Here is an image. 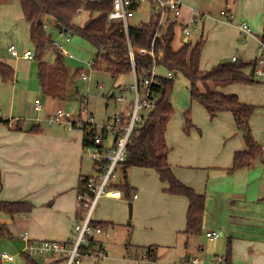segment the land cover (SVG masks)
<instances>
[{"label": "crops", "instance_id": "1", "mask_svg": "<svg viewBox=\"0 0 264 264\" xmlns=\"http://www.w3.org/2000/svg\"><path fill=\"white\" fill-rule=\"evenodd\" d=\"M221 3L225 5L222 13L219 11ZM191 9L209 14L200 32L192 33L199 35L198 38L202 39L204 34L209 37L212 34L225 35L232 28L240 34L242 51L249 59L245 61H252L260 53L264 0H183V12L176 23L180 33V25L187 20ZM216 11L222 16L216 15ZM83 14L88 17L83 10L77 18ZM241 21L248 23L251 34L239 29ZM55 29L54 34H62ZM181 34L182 44L191 43L190 35L183 38ZM65 40L68 41L67 37ZM237 57L243 60L242 55ZM219 61H231V57L225 56V60L220 58ZM244 71L248 73L250 66ZM16 76H19L18 68ZM27 79L29 77H14L9 82L0 81V200L31 204L29 210H0V239L4 241V252H12L11 261L0 259V264H13L15 254L22 256L27 264V255L23 251L27 241H70L72 227L81 215L77 208L80 179L98 170L84 146V129L79 123L81 115H71L70 121L50 123L47 120L49 115L58 107L64 109L65 98L59 100L42 93L38 77V88L29 93L25 90L26 82H22ZM219 89L236 93L241 102L255 105L249 123L252 136L263 154L249 166L230 170L234 154L247 150L242 132L230 112L211 118L213 120L205 124L199 134L195 133L194 126L188 131L183 130L184 134L181 133L178 140L168 146V163L177 180L204 195L201 229L199 233L185 235L187 197L168 192L167 182L161 181L153 169L137 167L142 168L140 174L154 171L152 187L133 178L125 181L131 190L145 196L143 203L148 206L153 200L161 201L153 207L161 212L156 218L159 221L152 225L135 223V211L140 208L142 200L139 193L134 198L136 192L132 194L131 191L129 196L124 191L120 197L101 196L92 214L93 220L110 224L109 235L115 233L117 219L125 220L132 235L138 229L145 232L142 240L137 242L143 246L131 244L130 237L129 242L126 241L131 249L125 248L128 256L125 262L136 264L134 258L151 246L155 256L164 262H181L196 257L201 264H206V258L212 257L211 264H214V259L226 257L230 245L231 264H264V80L232 83ZM39 92L43 105L41 110H35L33 102L36 97H32ZM110 96L115 98L116 95L111 93ZM106 139L107 135L103 137L104 145L109 144ZM120 173L113 184L122 182ZM156 178L160 183H156ZM125 203H131L129 215L133 208V223L126 220ZM24 231L28 232V240L22 238ZM208 231H217L219 236L210 239L206 235ZM101 233L95 236L100 238ZM28 258L36 264H64L59 255L37 254ZM85 260L89 264L88 259Z\"/></svg>", "mask_w": 264, "mask_h": 264}, {"label": "trees", "instance_id": "2", "mask_svg": "<svg viewBox=\"0 0 264 264\" xmlns=\"http://www.w3.org/2000/svg\"><path fill=\"white\" fill-rule=\"evenodd\" d=\"M17 1L21 6L23 18L29 23V38L34 46L33 59L37 62V74L42 93L63 100L67 86L73 81L68 68L62 62L60 50L53 45L48 34L47 25L50 22L54 26L56 24L61 26L58 32L78 35L96 49V57L92 59V69L99 68L102 63L104 70L110 73L113 78L132 73L139 81L146 74L152 57L148 54L136 53L134 65H132L127 50L129 41L136 47L152 48L158 64L172 72H181L189 82L191 101L202 105L210 118H214L222 112L232 114L237 128L242 132L247 150L234 154L231 171L249 166L254 159L263 154L261 147L252 136L249 123L256 108L255 105L241 102L236 93L223 92L219 89L220 86L232 83L260 81L254 79L253 76V64L256 57L250 62L237 57L235 61L219 62L208 70H202L199 66L202 40L199 39L194 43L185 42L178 49H174L172 47L176 25L174 22L163 30L159 29V35H156L157 20L155 18H151L150 23L141 22L134 26L129 25L127 30L123 28V24L119 20L108 22L107 13L111 9L112 0H93L85 3L83 0ZM81 9L88 13V17L83 24L77 25L75 18L80 15ZM67 39L69 40V37ZM259 40L264 42V25ZM49 47L56 50L54 63H48L42 59V54ZM160 50L162 55L158 56L157 53ZM247 65L250 66L248 73L244 71ZM81 72L83 70H79V76ZM13 79L14 69L12 66L0 60V81L9 82ZM171 82L172 78H162L161 85L154 88L160 92V99L156 107L149 111L147 117L140 123L137 128V136L128 145L125 160L119 167V173L120 170L122 172V182L112 184L111 187L120 190V192L124 191L129 196L131 189L125 181L127 169L131 167L153 169L161 181L167 182L166 190L168 192L187 197L188 208L184 233L188 236L199 233L201 229L205 197L177 180L168 163L169 147L165 141V131L174 115V110L168 99ZM125 90L129 91V88L125 87L120 94H124ZM185 117L184 131H188L193 125L188 112ZM81 127L84 129V146L87 148L91 144L92 136L98 132L95 127L92 128L86 124ZM86 130L88 131L86 132ZM105 133L102 131L101 136H106ZM101 163V160L94 161L96 166ZM98 170L100 169L98 168ZM84 178L80 179L78 191L86 189ZM30 208L31 204L25 201L0 200V210L17 212ZM79 212L81 214L82 210L79 209ZM91 223L94 228H100L101 232L108 233L110 225L108 222L92 220ZM99 248H102V240L94 235L80 249L83 252L91 253ZM125 248L131 249L128 244L125 245ZM143 252L156 257L154 247L148 246ZM28 257L27 264H36L33 259ZM60 258L64 261L63 256ZM224 260L226 264H231L230 245H228Z\"/></svg>", "mask_w": 264, "mask_h": 264}, {"label": "rangeland", "instance_id": "3", "mask_svg": "<svg viewBox=\"0 0 264 264\" xmlns=\"http://www.w3.org/2000/svg\"><path fill=\"white\" fill-rule=\"evenodd\" d=\"M224 7V3H221V8L220 10L218 9L220 13L225 10ZM219 11L215 12L216 15L222 16ZM149 17V4L148 2H145L141 8L135 10L134 16L128 19V23L130 26H134L141 22H147ZM86 19V15L83 14L79 18H75V23L77 25H81ZM48 23L49 21L47 24ZM178 27L179 25H176L174 30L175 35L172 42V47L174 49H178L182 45L180 40L182 32L180 33ZM47 28L51 40L59 42L64 50L73 56L69 57L65 54L62 55V62L68 68L71 80H73L72 83L67 86L65 92V111L75 117L78 114L81 115L79 122L87 120L89 117L87 114L91 113L92 123L97 126L103 125L108 117L118 113L128 104L127 102H117L115 98L110 96V94L114 93V95H118L119 93H122V90L125 87L129 88V86L134 82L133 74L130 73L113 78L110 73L104 70V65L102 63H100L99 68L90 69L87 62L95 59L96 49L88 41L78 35H71L69 32L54 34L56 29L52 22L47 25ZM66 37H69L68 41L65 40ZM198 37L200 36L197 34H190L191 43L197 41ZM199 39L200 38H198V40ZM201 40L203 45L199 66L202 70H208L217 63L224 62L219 60L220 58L225 60V56L231 57L236 54L242 55L243 61L249 60L248 56L242 51L240 34L235 33V30L232 28L227 30L225 35L221 36L212 34L209 37L204 34ZM11 43H13L19 51L23 49H30L34 51L33 43L29 38V23L23 18L19 2L17 0H0V60L13 67L15 71L14 77H29V79L25 81L22 80V82H26L25 90L30 93L32 90L38 88V81L36 79V77H38L37 62L35 59L27 61L21 59L20 57L12 56L7 51V47ZM55 51L56 50L53 47H49L42 54V59L48 63H54L56 59ZM16 68L19 70V76H16ZM245 69H249V65H247ZM79 70H83L90 74L89 83L79 76ZM157 73L160 76H165L167 69L159 64L157 66ZM172 75L173 77L168 99L174 110V115L172 116L171 122L166 131V141L169 147H171L172 144L178 140L181 133L184 134L183 130L186 120L185 114L187 112L189 113L192 125L196 127L194 130L196 134L202 132L205 124L213 120L208 116L202 105L191 101L190 85L187 78L179 71H173ZM125 95L127 99L131 98V93L126 92ZM34 97L39 98L42 103L43 97L40 92L37 95H33L32 99ZM80 97H82V99H84L87 103L86 112L84 109H81V101L79 100ZM96 131H101L100 127H96ZM112 140L113 136L109 133L107 135L106 142L110 143ZM141 169L142 168L137 167L128 168L127 179L133 178L135 180H140L144 184L152 187L153 183H151V179H155L153 174L154 171L152 172V170H147L144 174H140L142 171ZM120 174H122V172ZM116 179H119V177ZM155 181L157 184L160 183L158 179ZM134 192H136V194L139 193L142 203L140 208L135 211V218L133 215V208L130 216L127 205L128 203L124 204L126 220L132 222L134 218L135 223L140 225H152L153 223L158 222L159 219L156 218L161 212L153 207L161 201L153 200L148 206L147 203H143L145 196L140 194L139 191L137 193L136 190H131L132 194ZM115 222L116 231L113 235L102 232L99 236L102 240V248L106 252L107 256L99 259L96 264H132L131 262H125L128 258L125 245L126 241L129 242V237L131 244L143 246L141 245L142 243H137L139 242L138 240H142L143 234H145L142 229H138L136 234L133 233L132 235L131 227L129 228L126 225L125 220L117 219ZM3 246L4 241L0 239V254L4 252ZM6 253L10 255L12 254L11 250ZM15 259L16 260L13 264H26L24 258L20 255L15 254ZM212 260V257L206 258V264H211ZM83 264H87L86 260H84Z\"/></svg>", "mask_w": 264, "mask_h": 264}, {"label": "built area", "instance_id": "4", "mask_svg": "<svg viewBox=\"0 0 264 264\" xmlns=\"http://www.w3.org/2000/svg\"><path fill=\"white\" fill-rule=\"evenodd\" d=\"M84 3L93 0H83ZM148 2L149 4V20L151 18L157 20L156 35H159V29H165L170 23H177L183 12V0H112V6L107 13V21L119 20L123 24L125 30L128 29V19L134 16L136 9L141 8L142 5ZM83 9V8H82ZM81 9V11H82ZM79 16V15H78ZM209 16L205 11L198 9H191L188 18L180 27L183 33V38H187L194 32H200L203 23ZM239 29L245 33H252L251 27L247 22L241 21ZM53 45L57 47L61 53L68 54L64 48L55 40ZM260 53L256 56L253 64V76L256 80H264V42L259 40ZM8 52L14 57H20L27 60L33 59V51L30 49L18 50L14 44L7 47ZM128 55L132 65H134V55L148 54L152 57V62L149 65L146 74L137 80L134 74V82L130 85L129 91L125 90L124 94H118L115 99L119 102H127L126 107L122 108L118 113L108 117L105 123L97 126L92 123L91 113H88V119L79 122L80 125H89L92 128L100 127L101 131L94 134L91 138V144L87 146L86 150L88 156L93 161L101 160L102 163L97 165L100 170L94 174L88 175L84 178L85 190L77 193V208L82 210L80 217L76 220L72 227L73 238L66 241L58 240H38L34 242L27 241L23 251L27 256L33 255H55L63 256L64 264H82L85 259H88L89 264H96L97 261L104 256L106 252L103 248L94 250L91 253L83 252L80 248L86 244L91 236L101 233L100 228H94L91 221L92 214L98 199L101 196L120 197L121 192L114 189L111 185L119 175V167L125 160L128 145L132 143L138 134V126L147 117V113L153 110L159 99L160 92L154 88L161 85L162 78L170 79L173 77L172 71L167 70L165 76H160L157 73V66L159 65L155 52L152 48L136 47L127 42ZM158 56L162 55V51H158ZM237 60V55L231 56V61ZM92 60L88 61V66L91 68ZM81 78L89 82V74L84 71L80 74ZM126 91L131 93V98L127 99ZM35 110L42 109V103L39 98L34 99ZM81 109L87 111V103L81 99ZM71 114L65 111L62 107H58L48 117L50 123H58L63 121H70ZM105 131L106 135L109 133L113 136L112 142L107 145L103 144V137L101 132ZM105 137V136H104ZM136 198L137 194H133ZM207 237L216 239L219 236L217 231L206 232ZM22 238L28 240V232L22 233ZM1 260L11 261L12 255L2 252L0 254ZM136 264H201L196 257H190L181 262H164L157 257H153L147 252H142L138 257L134 258ZM214 264H226L223 257L214 259Z\"/></svg>", "mask_w": 264, "mask_h": 264}, {"label": "water", "instance_id": "5", "mask_svg": "<svg viewBox=\"0 0 264 264\" xmlns=\"http://www.w3.org/2000/svg\"><path fill=\"white\" fill-rule=\"evenodd\" d=\"M55 27H56L57 29H59V30L61 29V26L58 25V24H56ZM128 206H129V211H131V203H129Z\"/></svg>", "mask_w": 264, "mask_h": 264}]
</instances>
